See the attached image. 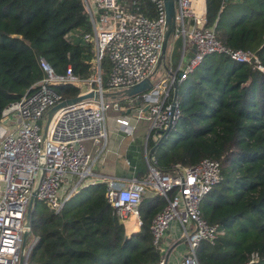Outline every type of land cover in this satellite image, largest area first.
<instances>
[{
	"label": "trees",
	"instance_id": "1",
	"mask_svg": "<svg viewBox=\"0 0 264 264\" xmlns=\"http://www.w3.org/2000/svg\"><path fill=\"white\" fill-rule=\"evenodd\" d=\"M119 6L150 20L158 16L154 0H120ZM205 17L226 48L255 53L264 68V0H205ZM90 31L82 0H0V118L44 78L40 59L56 75L70 68L78 80H90L95 51L81 38ZM182 48L177 39L170 58L177 62ZM111 70L109 60L102 58L103 89ZM53 88L63 100L80 94L76 85ZM116 93L106 92L105 99L126 107L128 97ZM175 97L179 117L166 137L149 131L145 120L137 123L134 134L146 139L147 156L152 150L148 162L164 173L203 159L220 163L221 181L201 202L202 217L218 225L220 233L213 245L199 244L196 259L200 264H246L257 254L253 264H264V73L225 55H209L177 82ZM108 113L128 115L112 108ZM89 145L85 143L87 151ZM93 148L97 152L100 146ZM146 174L147 169L140 179ZM105 191L104 182L83 186L58 213L34 201L27 264H160L162 255L149 228L167 199L145 193L138 206L141 226L128 236Z\"/></svg>",
	"mask_w": 264,
	"mask_h": 264
},
{
	"label": "built area",
	"instance_id": "2",
	"mask_svg": "<svg viewBox=\"0 0 264 264\" xmlns=\"http://www.w3.org/2000/svg\"><path fill=\"white\" fill-rule=\"evenodd\" d=\"M89 16L91 31L81 38L91 44L95 55L91 61L93 75L80 81L68 68L56 75L51 66L40 59L44 78L31 86L18 101L9 104L0 118V264H18L26 215L32 193L35 201L44 202L55 213L83 183L93 184V157L85 143L102 147L107 141L106 113L127 111L115 119L118 130L133 138L137 123L150 121V130L159 135L173 127L179 117L174 93L180 83L206 56L217 54L246 63L264 73L255 53L249 50H230L206 26L205 12L196 11L197 0H175V31L173 38L182 41V57L192 47V56L165 78L154 79L153 87L136 97L125 99L126 107L117 101L105 99L106 92H120L148 78L155 70L165 25L163 0H154L157 18L125 12L120 0H82ZM187 45V47H186ZM107 58L112 70L102 88L101 61ZM180 75V76H179ZM76 85L80 95L97 93L87 99L58 109L46 126L48 112L65 101L54 86ZM94 86V87H93ZM161 136V135H160ZM147 174L143 179L134 177L128 183L104 178L105 198L123 224L130 218L139 219V203L146 191L167 199V205L157 213L150 225L152 244L160 250V243L169 225L177 221L186 237L188 252L181 264H200L195 250L201 242L213 245L220 233L218 225L209 224L201 212V202L221 181L220 163L203 159L193 167L176 165L171 174L164 173L148 162L144 151ZM73 186L67 198L59 200L63 185ZM175 192L172 196L169 194ZM253 254L246 264H253ZM160 264H164L161 258Z\"/></svg>",
	"mask_w": 264,
	"mask_h": 264
},
{
	"label": "crops",
	"instance_id": "3",
	"mask_svg": "<svg viewBox=\"0 0 264 264\" xmlns=\"http://www.w3.org/2000/svg\"><path fill=\"white\" fill-rule=\"evenodd\" d=\"M244 0H229L230 4L242 3ZM196 11L199 13L205 12V0H197L195 2ZM76 32H72L70 36L75 37ZM192 47H188L184 56L182 57L180 65H185L192 56ZM177 65L176 69L179 67ZM173 73L169 69L168 72ZM119 115H117L118 117ZM116 119V118H115ZM112 114L107 117L106 113V127L107 134L110 132L112 135L111 140L107 141L102 151V147L93 152L94 146L90 143L88 149L93 157V178L96 179L95 183L103 180L104 178H114L124 183H128L134 177L140 179V175L146 173V162L144 151L146 150V139L134 134L133 138L124 136L118 129L115 132L112 130V125L115 123ZM116 125V124H115ZM117 126V125H116ZM118 128V126H117ZM149 190L146 195H149ZM126 235H131L139 230L136 225V220L133 218L128 219L123 223ZM190 233V239L192 238ZM189 237H186L184 231L177 221L172 222L164 234L160 243V253L164 264H181L182 258L188 252Z\"/></svg>",
	"mask_w": 264,
	"mask_h": 264
},
{
	"label": "water",
	"instance_id": "4",
	"mask_svg": "<svg viewBox=\"0 0 264 264\" xmlns=\"http://www.w3.org/2000/svg\"><path fill=\"white\" fill-rule=\"evenodd\" d=\"M228 1L229 0H224V2H228ZM163 5H164V11H165V25H164V32H163V39H162V49L160 52L158 64L154 72L148 78L132 86L131 88L116 93L117 95H124L128 98H132V97H136L138 95H141L149 91L153 87V80L155 79V76H156V73L159 67L164 64L166 52H167L168 47L171 45L174 31H175V22H176L175 21V0H163ZM15 38L17 37L15 36ZM96 97H97V93L91 92V93L80 95V96H77L76 98L61 102L60 104H58L57 106H55L48 112L46 126L48 125L52 115L58 109L63 108L67 105H73V104L79 103L87 99H94ZM174 100H175V93H174ZM170 130H171V127H168L164 132H161L160 133L161 138L166 137L168 133L170 132ZM151 153H152V150L148 152V157H150ZM35 196H36V192L34 191L32 193L27 215H26V221H25L23 238H22L21 256H20L18 264H27L28 256L31 250V249H28V251L25 252V244L29 236L31 235V227H30L29 219H30L31 209L35 201Z\"/></svg>",
	"mask_w": 264,
	"mask_h": 264
},
{
	"label": "rangeland",
	"instance_id": "5",
	"mask_svg": "<svg viewBox=\"0 0 264 264\" xmlns=\"http://www.w3.org/2000/svg\"><path fill=\"white\" fill-rule=\"evenodd\" d=\"M70 39H73V41L74 40H76L75 38H73L72 36H70L69 37ZM177 39L176 38H173L172 39V42H171V45L168 47V49H167V52H166V56H165V61H164V64L162 65V66H160L159 67V69H158V71H157V73H156V76H155V79H160V78H165L169 73H170V71L168 72V70L169 69H171V70H173V72H175L177 69H176V67H177V65L179 66V62H180V60H181V57L179 56V59H178V61L176 62L174 59H172V58H170V55H171V51H172V48H173V45H174V42L176 41ZM181 55V54H180ZM94 87V86H93ZM110 114L108 113L107 114V117L109 116ZM117 113H113L112 114V118H113V120L115 119V118H117ZM118 128H117V126L115 125V123H114V125H112V130L115 132V130H117ZM111 138H112V135L110 134V132L108 133V140L110 141L111 140ZM101 150V149H100ZM93 159V158H92ZM89 181H91L92 183L94 182V181H96V179L95 178H91ZM86 185H88L87 183H83V186H86ZM83 186H80L79 188H77V190H79L81 187H83ZM72 188H73V186L71 185V184H69V185H63L62 186V188L59 190V192H58V198H59V200H63V199H65V198H67V196L71 193V191H72ZM76 191V190H75ZM74 191V192H75ZM73 191H72V194L74 193ZM71 194V195H72ZM70 195V196H71ZM31 243L29 242V240H27V242H26V244H25V252H27L28 251V249H30L31 247Z\"/></svg>",
	"mask_w": 264,
	"mask_h": 264
}]
</instances>
